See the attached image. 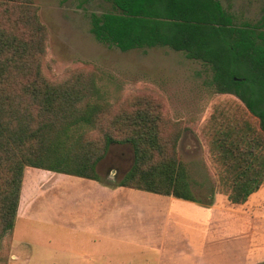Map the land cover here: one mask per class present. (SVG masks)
I'll return each instance as SVG.
<instances>
[{
	"label": "trees",
	"instance_id": "16d2710c",
	"mask_svg": "<svg viewBox=\"0 0 264 264\" xmlns=\"http://www.w3.org/2000/svg\"><path fill=\"white\" fill-rule=\"evenodd\" d=\"M107 1L111 11L90 16L98 42L123 52H182L211 71L217 93L240 103L235 111L217 106L208 129L218 172L212 191L245 204L264 185V19L237 24L220 0ZM37 11L33 0H0V251L12 240L27 168L196 201L177 155L181 123L170 126L168 138L164 106L154 98L113 107L94 77L48 81L42 67L47 29ZM111 114V130L120 129L121 138L107 130L99 142L78 132L99 129ZM113 144H130L134 162L118 182L105 183L97 167Z\"/></svg>",
	"mask_w": 264,
	"mask_h": 264
},
{
	"label": "rangeland",
	"instance_id": "374dc122",
	"mask_svg": "<svg viewBox=\"0 0 264 264\" xmlns=\"http://www.w3.org/2000/svg\"><path fill=\"white\" fill-rule=\"evenodd\" d=\"M33 2L39 21L47 29L42 65L45 78L61 84L94 77L99 95L113 107L137 98H154L162 103L167 123L164 136L169 138L173 123H181L177 155L187 166L191 188L198 199H171L104 186L113 191L107 202L113 207L108 229L112 234L107 235L112 240L98 235L97 244L90 243L84 250L71 242L77 235L89 238L86 234L73 233L55 222H63L66 214L61 207L71 204L68 200L82 199L91 206L97 198V186L90 183H101L27 168L22 194L30 190V194L37 195L39 188L57 187L55 183L64 179L72 184L58 187L39 203L41 208L36 204L29 220L24 215L28 207L24 194L21 216L12 232L13 244L4 243L0 264H264V187L258 192V201L243 205H231L226 196L212 191L213 183H218V172L210 153L209 123L217 106L235 111L240 103L231 95L217 93L211 71L182 52L169 47L123 52L98 42L90 31V16L111 11L112 4L107 0ZM220 2L237 24L258 25L264 19V0ZM114 115L107 116L97 130L81 126L78 132L85 131L91 139L101 142L102 133L111 130ZM111 132L121 138L120 129ZM133 162L130 144H113L98 164L97 173L103 182L116 183ZM13 250L21 260L14 257Z\"/></svg>",
	"mask_w": 264,
	"mask_h": 264
},
{
	"label": "crops",
	"instance_id": "0c3cea01",
	"mask_svg": "<svg viewBox=\"0 0 264 264\" xmlns=\"http://www.w3.org/2000/svg\"><path fill=\"white\" fill-rule=\"evenodd\" d=\"M24 177H25V175H24ZM67 182H69V184L70 183L72 184L71 180L67 181L66 179H64V180L60 181L59 183H55V185L58 184L57 187H54L51 189H46V190L39 188L40 192H38L37 195L30 194V190L22 194V190H21V197H20V204L19 205L21 206V202H22V199L24 197V194H25V198H27L26 200H27V204H28L26 212L24 213L25 217L29 220V216L31 217L32 211H33L34 207L36 206V204H37L36 207L41 208V204L45 201L46 197L49 196L50 194L58 191L61 188V186L64 187V185ZM81 183H84V182H81ZM90 184L93 186H97V189H96L97 198L93 199L91 206H90V204L86 205V203L82 199L76 200V201L75 200H73V201L68 200L69 202H71V204L65 205V207H63V206L61 207V210H63V213L66 214V216H65L66 220L63 217V222H60V221L55 222L59 227L67 228V229L71 230L73 233L82 234V235L86 234L87 237H89V238L83 239V237L77 235L78 237L73 242H71V243L77 244V246L84 247V250L89 247L90 243L94 242V244H97L95 239L98 235H100L102 237L101 239L112 240V239L108 238L107 235H108V232H110V231H108V229H110L111 225H112L111 221H110V218H112V216L110 215L109 212H112L111 208H113V207L109 206L107 204V202H108V195H111L113 191L102 186L101 184L95 185L97 183L94 184V182H92ZM79 185L81 186V184H78V186ZM58 187H60V188H58ZM263 187H264V185L262 186L261 189H263ZM22 189H24V179H23ZM87 189H89V188H87ZM129 189H131V188H129ZM133 190H135V189H133ZM137 191H140V190H137ZM23 192H24V190H23ZM141 192H145V191H141ZM258 192L253 194L246 203L250 202L251 200L256 201L259 194H260ZM149 194H152V193H149ZM215 194L224 195L221 193H215ZM154 195H156V194H154ZM147 196L148 195H143V197H147ZM159 196H161V195H159ZM224 196H226V195H224ZM70 197H72V196H70ZM138 197H140V194ZM163 197H166V196H163ZM43 198H44V200H43ZM167 198H171V197H167ZM226 198H227V196H226ZM143 199H145V198H143ZM171 199H175V198H171ZM227 200H228V198H227ZM228 202H229V200H228ZM39 203H41V204H39ZM231 205H233V204H231ZM241 205H243V204H241ZM20 206H19V209H20ZM19 209H18L17 218L20 215ZM109 234L111 235L112 232H110ZM110 237H112V236H110ZM13 241H11V244H13ZM58 241H60V240H58ZM61 242H63V244L69 245V246L72 245V244L67 243L65 241H61ZM69 246H66V247H69ZM72 247H73V245H72ZM51 250H56V249H51ZM58 251L61 252L62 254H64L66 252L63 250L62 251L58 250ZM13 253H14V257L16 259L21 260L19 255L16 253V250L15 251L13 250ZM65 255H68V254H65ZM83 257L86 259H91V256H89V255H84ZM97 257L98 256H95V259ZM77 258H78V256L75 257V259H77Z\"/></svg>",
	"mask_w": 264,
	"mask_h": 264
}]
</instances>
